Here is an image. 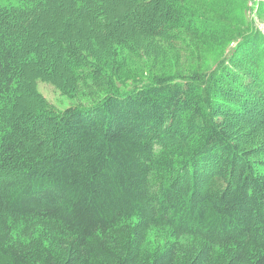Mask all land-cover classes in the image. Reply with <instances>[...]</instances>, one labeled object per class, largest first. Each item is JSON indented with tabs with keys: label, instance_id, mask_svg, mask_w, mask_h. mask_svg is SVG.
Instances as JSON below:
<instances>
[{
	"label": "trees",
	"instance_id": "16d2710c",
	"mask_svg": "<svg viewBox=\"0 0 264 264\" xmlns=\"http://www.w3.org/2000/svg\"><path fill=\"white\" fill-rule=\"evenodd\" d=\"M3 1L0 20H11L21 36L33 37L27 29L49 13L40 6L50 0ZM91 1L68 7L72 19L61 27L82 23L80 38L50 48L70 86L108 85L90 103L62 111L50 105L38 84L52 82L35 70L47 57L34 40L20 54L0 28V264H264V145H239L226 122L229 91L218 89H235L242 78L234 73L253 71L261 80L249 96L264 111V35L243 36L218 74L159 75L122 92L81 37L90 25L110 23L109 7ZM102 2L117 3L116 20L141 37L181 49L182 32L233 34L197 14L195 4L234 26H244L247 12L243 0ZM125 40L127 51L135 48ZM31 61L37 66L22 72ZM226 65L241 70L230 76ZM153 228L172 232L154 252L146 244Z\"/></svg>",
	"mask_w": 264,
	"mask_h": 264
},
{
	"label": "rangeland",
	"instance_id": "374dc122",
	"mask_svg": "<svg viewBox=\"0 0 264 264\" xmlns=\"http://www.w3.org/2000/svg\"><path fill=\"white\" fill-rule=\"evenodd\" d=\"M246 4L244 19V26H234L231 20L220 18L214 13H210L208 9L202 5L195 4L194 10L197 14L204 15L211 24L218 23L225 31L233 32L229 37L220 38H200L191 36L189 33H183L181 42L184 43V49L180 47L170 46L168 43L160 41V39L152 37H141L140 31L133 27L129 21L122 23L117 19L120 15V9L116 10L117 3L112 5H105L102 0H92L96 7L102 4L105 11L108 10L106 22H110L104 28L94 27L90 25L83 36L88 40L91 47L98 50L97 58L103 63H106V68L103 70L109 77L112 85L119 91H130L136 87H140L147 82L155 79L159 75H193L197 72L199 74H218V70L224 66L225 61L228 60L229 55L235 51L236 44L241 41V38L248 32L259 31L264 35V0H243ZM0 3L4 4L1 0ZM41 4V3H40ZM80 4V0H50L46 1V5L41 4L40 8H47L49 13L43 20L42 25L37 23L30 25L26 32L34 31L33 37L31 34L19 35L18 31L22 30L17 26H12L11 20L0 22V28L6 36L15 37V46L17 51L21 54L23 43L36 42L40 56H46V62L34 66L33 61L29 62L22 69V72H28L35 68L38 71L40 68L44 71L43 75L51 80V83H39L38 91L46 101L54 106L57 110L62 111L77 103H90L96 94L104 93L102 89H107L108 85H96L93 82H86L84 80L81 84H73L70 86L68 82L69 74L56 67L55 60L51 57V47L55 50L60 45H70L73 41V36L80 38L79 31L82 28V23L76 22L68 24L62 29V24L71 18L72 6ZM122 2H118L120 6ZM114 7V8H113ZM95 9V7H93ZM92 9V10H93ZM101 10V8H98ZM116 10V11H115ZM97 15L96 10L85 18L93 19ZM91 17V18H90ZM86 21V19H84ZM15 29H13L11 26ZM112 25H114L112 27ZM36 28V29H35ZM37 32L42 34L35 37ZM18 34V35H17ZM82 38V39H84ZM126 38L127 43H132L135 48L131 47V51H127L126 47L120 45L121 41ZM90 39V40H89ZM202 40V41H200ZM63 41V43H60ZM99 41L100 44H94ZM50 44V45H49ZM49 45V47L47 46ZM94 45V46H93ZM136 45H138L136 47ZM99 46V47H98ZM133 46V47H134ZM98 47V48H97ZM92 48V49H93ZM107 48V49H106ZM63 54L62 57L69 56ZM223 57V60L221 58ZM22 59L25 57L22 55ZM227 59V60H224ZM264 61L262 57L259 59ZM220 61V62H218ZM219 63H223L222 66ZM255 64V63H254ZM226 71L231 76L235 71H240L238 68H233L231 65H226ZM224 67V68H225ZM252 68V66H247ZM217 68V69H216ZM235 71H234V70ZM256 71V70H255ZM40 73V72H37ZM259 73H264V68ZM67 74V75H65ZM235 77L242 78L241 82L236 81L235 89L231 86L222 84L218 86L220 92L229 91V102L232 103L233 108L230 110L228 122L229 128L233 131V135L238 137L239 145H247L246 147L260 149L264 145V111L258 107V103L251 99L249 93L254 85V89L258 88L260 84V77L241 72L234 73ZM258 75V73H257ZM230 89V90H229ZM233 91V92H232ZM74 93V94H73ZM252 93V92H251ZM232 117V118H231ZM233 122V123H232ZM243 147V146H242ZM172 240V232L167 228H153L147 235V248L150 251L162 247L166 242Z\"/></svg>",
	"mask_w": 264,
	"mask_h": 264
}]
</instances>
